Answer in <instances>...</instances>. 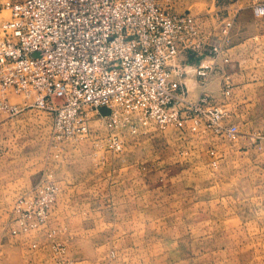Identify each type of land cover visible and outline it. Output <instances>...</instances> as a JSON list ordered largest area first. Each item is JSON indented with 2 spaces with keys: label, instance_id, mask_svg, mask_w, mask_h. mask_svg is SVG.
<instances>
[{
  "label": "rangeland",
  "instance_id": "374dc122",
  "mask_svg": "<svg viewBox=\"0 0 264 264\" xmlns=\"http://www.w3.org/2000/svg\"><path fill=\"white\" fill-rule=\"evenodd\" d=\"M259 4L264 0H166L207 31L247 14L256 25L245 34L259 33L264 53ZM10 16L0 11V19ZM90 115L86 135L55 140L50 111L0 110V264H264L262 131L244 149H228L204 125L193 131L153 121L134 132ZM49 179L60 191L47 221L14 233L18 208L27 206L20 200Z\"/></svg>",
  "mask_w": 264,
  "mask_h": 264
},
{
  "label": "built area",
  "instance_id": "2783aa9c",
  "mask_svg": "<svg viewBox=\"0 0 264 264\" xmlns=\"http://www.w3.org/2000/svg\"><path fill=\"white\" fill-rule=\"evenodd\" d=\"M4 9L11 16L0 19V110L10 116L30 107L50 111L55 140L86 135L95 111L111 129L136 132L153 121L193 131L204 125L239 141V125L228 123L227 108L207 90L214 65L231 61L233 18L207 31L191 12H173L166 0H0ZM255 11L264 14V4ZM208 56L210 65L202 62ZM191 57L200 59L196 99L184 80ZM232 87L226 74L225 95ZM103 107L111 113L103 115ZM59 191L49 179L27 192L33 193L20 200L27 206L18 208L20 226L13 232L45 223Z\"/></svg>",
  "mask_w": 264,
  "mask_h": 264
},
{
  "label": "crops",
  "instance_id": "0c3cea01",
  "mask_svg": "<svg viewBox=\"0 0 264 264\" xmlns=\"http://www.w3.org/2000/svg\"><path fill=\"white\" fill-rule=\"evenodd\" d=\"M246 15H241L234 23L233 38L229 49L231 61L224 63L221 60V65H214L207 89L213 101L219 102L227 108L228 123L239 125L241 132L239 141L220 135L224 137L225 143H228V149L234 146L238 148L240 143V147L244 149L246 144L250 143L249 140L257 139L256 131L264 133V103H262L264 100V53L261 52V35L255 32L252 35L245 34L244 29L248 24L256 25L254 24L256 19H245ZM182 60L186 61L187 59L182 57ZM202 62L208 65L213 63L209 56L204 57ZM199 63L200 59L193 57L189 59L188 63L186 62L188 65L184 80L189 86V98L191 99H196L202 92V87L194 70ZM226 74L230 75L233 83L230 95H225L223 92ZM185 131L191 132L188 129L182 132ZM245 142L247 143L244 144ZM250 147V145L247 146L248 150ZM109 195V199L114 200L111 194Z\"/></svg>",
  "mask_w": 264,
  "mask_h": 264
},
{
  "label": "water",
  "instance_id": "95a60500",
  "mask_svg": "<svg viewBox=\"0 0 264 264\" xmlns=\"http://www.w3.org/2000/svg\"><path fill=\"white\" fill-rule=\"evenodd\" d=\"M100 111H101V113H102L103 115H108V114L111 113V109L108 108V107H103V108H101Z\"/></svg>",
  "mask_w": 264,
  "mask_h": 264
}]
</instances>
